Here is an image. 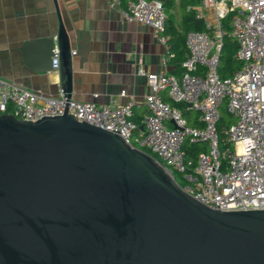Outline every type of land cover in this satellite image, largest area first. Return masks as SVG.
<instances>
[{
	"label": "water",
	"instance_id": "water-1",
	"mask_svg": "<svg viewBox=\"0 0 264 264\" xmlns=\"http://www.w3.org/2000/svg\"><path fill=\"white\" fill-rule=\"evenodd\" d=\"M54 5L56 34L36 41L56 47L68 99L87 34ZM0 264H264V209L206 206L154 156L66 112L0 113Z\"/></svg>",
	"mask_w": 264,
	"mask_h": 264
},
{
	"label": "built area",
	"instance_id": "built-area-1",
	"mask_svg": "<svg viewBox=\"0 0 264 264\" xmlns=\"http://www.w3.org/2000/svg\"><path fill=\"white\" fill-rule=\"evenodd\" d=\"M186 9H193L201 28L184 33L186 54L179 74L137 70L148 87L144 97L147 113L141 126L130 119V102L96 104L61 94L50 97L1 76L0 113L34 121L66 112L78 121L117 133L130 146L149 150L172 177L174 172L181 176L183 183H176L183 191L206 206L264 209V0H198L196 6L186 5ZM118 12L124 20L150 26L164 47L161 63L165 65L173 52L164 32L162 1L125 0ZM224 37L235 42L234 56L240 64L228 76L219 77ZM52 53L50 67L56 70V47ZM161 92L196 111L198 124H188ZM222 104L232 118L222 129L225 146L217 131ZM185 141L205 146L197 152L193 165L183 148Z\"/></svg>",
	"mask_w": 264,
	"mask_h": 264
},
{
	"label": "crops",
	"instance_id": "crops-1",
	"mask_svg": "<svg viewBox=\"0 0 264 264\" xmlns=\"http://www.w3.org/2000/svg\"><path fill=\"white\" fill-rule=\"evenodd\" d=\"M161 1L165 8V28L171 26L180 30L181 2L184 0ZM185 1L191 6L198 3V0L193 4ZM124 2L0 0V76L50 97L61 94L59 68L51 69L47 48L36 41L48 35L55 36L58 27L56 4L66 29L73 23L87 34L84 55H76L71 60L70 98L96 104L130 102V119L141 126L147 113L144 97L148 87L145 77L137 74V70L178 75L181 61L178 63L173 55L162 65L163 45L152 35L148 24L121 17L118 8ZM165 33L171 47L174 40ZM171 50L173 52L172 47ZM121 90L123 95H120ZM160 95L172 102L165 92Z\"/></svg>",
	"mask_w": 264,
	"mask_h": 264
},
{
	"label": "trees",
	"instance_id": "trees-1",
	"mask_svg": "<svg viewBox=\"0 0 264 264\" xmlns=\"http://www.w3.org/2000/svg\"><path fill=\"white\" fill-rule=\"evenodd\" d=\"M120 3L124 2L125 0H119ZM196 0H190V3H195ZM163 4V2H162ZM182 7V16H181V23H180V30L174 29V27H166L164 26V32H168L170 34V40H174L172 42V49L174 52L173 59L176 60L178 63L182 61L185 56V46H184V33L189 29H200L201 23L197 21L193 16V9L187 10L186 9V1L181 2ZM163 9L164 4H163ZM225 27L229 28V26L225 22ZM236 49L235 42L230 39L229 37H224L222 39V45L219 52V65L217 68L219 77L228 76L233 69L239 66V60L234 56V52ZM181 70V69H180ZM170 105L179 108L182 115L185 117L186 121L190 125H197V112H193V110L186 109L182 103L178 102H170ZM9 112V109L5 110ZM226 111V110H225ZM228 117H223L219 114V120L217 122V131L220 137V144L221 146L227 145V142L223 140V128L232 121L231 115L226 111ZM183 148L186 150L187 159L191 161L192 165L194 164L195 157L198 151H202L205 149V146L200 143H188L185 141L183 143ZM145 152L153 155L149 150L142 148ZM174 177V176H173Z\"/></svg>",
	"mask_w": 264,
	"mask_h": 264
},
{
	"label": "rangeland",
	"instance_id": "rangeland-1",
	"mask_svg": "<svg viewBox=\"0 0 264 264\" xmlns=\"http://www.w3.org/2000/svg\"><path fill=\"white\" fill-rule=\"evenodd\" d=\"M219 112H220V115H222L223 117H228V115L225 114L226 111H225V109H224V105H223V104L220 106V108H219ZM173 176H174V179L176 180V182H177L178 184H182V183H183V180L181 179V176H180V175H178V174H176V173L174 172V173H173Z\"/></svg>",
	"mask_w": 264,
	"mask_h": 264
}]
</instances>
